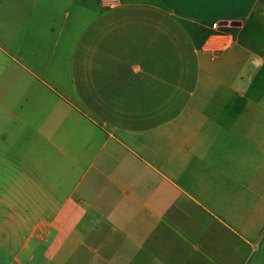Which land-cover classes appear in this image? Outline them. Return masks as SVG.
Here are the masks:
<instances>
[{
    "label": "crops",
    "instance_id": "obj_1",
    "mask_svg": "<svg viewBox=\"0 0 264 264\" xmlns=\"http://www.w3.org/2000/svg\"><path fill=\"white\" fill-rule=\"evenodd\" d=\"M0 212L27 264H264V0H0Z\"/></svg>",
    "mask_w": 264,
    "mask_h": 264
},
{
    "label": "rangeland",
    "instance_id": "obj_2",
    "mask_svg": "<svg viewBox=\"0 0 264 264\" xmlns=\"http://www.w3.org/2000/svg\"><path fill=\"white\" fill-rule=\"evenodd\" d=\"M9 214L11 215V213L0 212V264H18V258L22 264H27L29 252L21 250L20 247L25 242L28 229L14 228L4 224L3 215L7 217ZM34 264H39V260H35Z\"/></svg>",
    "mask_w": 264,
    "mask_h": 264
},
{
    "label": "water",
    "instance_id": "obj_3",
    "mask_svg": "<svg viewBox=\"0 0 264 264\" xmlns=\"http://www.w3.org/2000/svg\"><path fill=\"white\" fill-rule=\"evenodd\" d=\"M227 23L226 22H224V23H221L220 25H223V26H225ZM232 25H235V23H232Z\"/></svg>",
    "mask_w": 264,
    "mask_h": 264
}]
</instances>
